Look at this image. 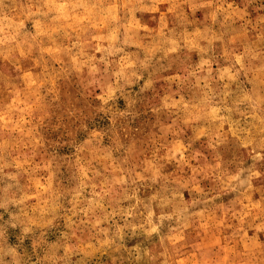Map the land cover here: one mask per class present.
Masks as SVG:
<instances>
[{"label":"rangeland","instance_id":"rangeland-1","mask_svg":"<svg viewBox=\"0 0 264 264\" xmlns=\"http://www.w3.org/2000/svg\"><path fill=\"white\" fill-rule=\"evenodd\" d=\"M0 264H264V0H0Z\"/></svg>","mask_w":264,"mask_h":264}]
</instances>
